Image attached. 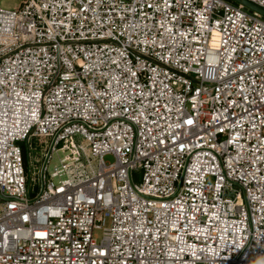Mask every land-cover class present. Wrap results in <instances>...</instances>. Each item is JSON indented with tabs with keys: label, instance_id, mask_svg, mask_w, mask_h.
I'll return each mask as SVG.
<instances>
[{
	"label": "built area",
	"instance_id": "built-area-1",
	"mask_svg": "<svg viewBox=\"0 0 264 264\" xmlns=\"http://www.w3.org/2000/svg\"><path fill=\"white\" fill-rule=\"evenodd\" d=\"M2 1L0 264H264V15ZM30 137L48 141L35 192Z\"/></svg>",
	"mask_w": 264,
	"mask_h": 264
},
{
	"label": "rangeland",
	"instance_id": "rangeland-1",
	"mask_svg": "<svg viewBox=\"0 0 264 264\" xmlns=\"http://www.w3.org/2000/svg\"><path fill=\"white\" fill-rule=\"evenodd\" d=\"M23 0H3L2 6L7 8H14L21 4ZM76 143L82 144L83 146H87V141L79 136H74ZM48 141L44 144L39 143L38 138L30 137L26 141L18 142L21 146L22 150H24V167L27 171L28 176V190L29 192H35L38 188L41 187L42 181L40 176V169L44 160V153L47 148ZM64 152H53L51 155V159L49 161V169H53L55 165H59V157H63ZM106 161H113L114 157L112 155H106ZM133 179L136 183H140L142 181V170L138 169L133 173ZM101 232H98V236L100 237Z\"/></svg>",
	"mask_w": 264,
	"mask_h": 264
},
{
	"label": "water",
	"instance_id": "water-1",
	"mask_svg": "<svg viewBox=\"0 0 264 264\" xmlns=\"http://www.w3.org/2000/svg\"><path fill=\"white\" fill-rule=\"evenodd\" d=\"M235 2L243 4L245 7L249 8L250 10L258 11L259 13L264 15V8L249 1V0H233ZM46 159L43 162V165L45 164Z\"/></svg>",
	"mask_w": 264,
	"mask_h": 264
}]
</instances>
